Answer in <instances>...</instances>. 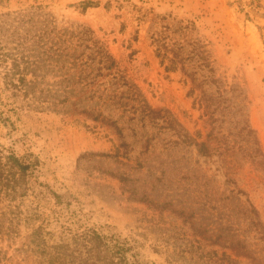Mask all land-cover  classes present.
Here are the masks:
<instances>
[{
    "label": "rangeland",
    "instance_id": "obj_1",
    "mask_svg": "<svg viewBox=\"0 0 264 264\" xmlns=\"http://www.w3.org/2000/svg\"><path fill=\"white\" fill-rule=\"evenodd\" d=\"M80 1L0 0L1 43L32 48V6L43 5L58 27H91L155 111L122 118L121 134L85 115L32 110L0 78V149L35 154V178L70 202L48 205L110 226L145 264H264V169L246 155L255 144L233 127L238 114L216 111L212 122L199 89L180 66L166 68L154 40L207 44L217 74L245 89L264 153V0H99L85 11ZM186 132L222 155H203ZM28 233L22 224L0 235V264H44Z\"/></svg>",
    "mask_w": 264,
    "mask_h": 264
},
{
    "label": "trees",
    "instance_id": "obj_2",
    "mask_svg": "<svg viewBox=\"0 0 264 264\" xmlns=\"http://www.w3.org/2000/svg\"><path fill=\"white\" fill-rule=\"evenodd\" d=\"M99 4V0H81L79 7L85 11ZM6 22L0 20V30ZM154 40L166 68L180 66L193 88L199 89V102L212 122L218 121L216 111L228 113L229 118L238 114L235 122L230 119L233 127L239 125L241 133L255 144L246 155L264 169L261 141L249 121V99L243 86H229L217 74L207 44L199 38L178 39L167 34ZM0 78L8 95L27 97L26 105L32 110L85 115L113 125L121 134L123 127L118 124L122 118L135 119L155 111L91 27L82 23L58 27L43 5L32 6V48L11 51L0 41ZM184 138L203 155H222L189 132ZM39 164L32 152L0 149L1 236L19 233L24 224L29 229L27 246L37 262L44 264H145L134 245L110 226H88L81 218L67 217L49 206L51 201L65 206L70 202L35 178Z\"/></svg>",
    "mask_w": 264,
    "mask_h": 264
}]
</instances>
